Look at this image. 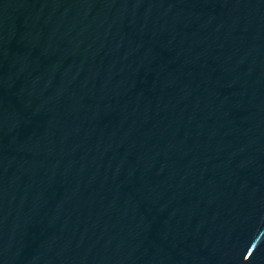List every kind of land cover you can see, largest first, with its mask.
I'll list each match as a JSON object with an SVG mask.
<instances>
[{"label":"water","instance_id":"water-1","mask_svg":"<svg viewBox=\"0 0 264 264\" xmlns=\"http://www.w3.org/2000/svg\"><path fill=\"white\" fill-rule=\"evenodd\" d=\"M0 264H264V0H0Z\"/></svg>","mask_w":264,"mask_h":264}]
</instances>
